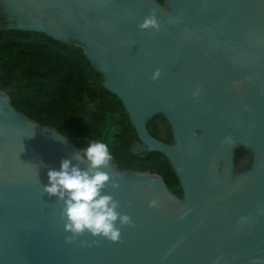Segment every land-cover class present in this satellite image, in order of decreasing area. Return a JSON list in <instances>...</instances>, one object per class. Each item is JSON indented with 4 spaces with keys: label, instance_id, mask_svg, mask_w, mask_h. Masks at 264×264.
<instances>
[{
    "label": "water",
    "instance_id": "1",
    "mask_svg": "<svg viewBox=\"0 0 264 264\" xmlns=\"http://www.w3.org/2000/svg\"><path fill=\"white\" fill-rule=\"evenodd\" d=\"M153 8L161 30H141ZM0 10V30L85 50L183 193L111 161L102 170L122 179L103 194L133 225L117 223L120 242L67 243L63 202L42 186L79 148L0 88V264H264V0H0Z\"/></svg>",
    "mask_w": 264,
    "mask_h": 264
},
{
    "label": "trees",
    "instance_id": "2",
    "mask_svg": "<svg viewBox=\"0 0 264 264\" xmlns=\"http://www.w3.org/2000/svg\"><path fill=\"white\" fill-rule=\"evenodd\" d=\"M0 88L19 110L57 127L79 149L90 139L101 140L120 168L158 173L183 196L164 156L134 149L139 141L126 109L109 96L102 77L95 76L85 50L0 30Z\"/></svg>",
    "mask_w": 264,
    "mask_h": 264
},
{
    "label": "clouds",
    "instance_id": "3",
    "mask_svg": "<svg viewBox=\"0 0 264 264\" xmlns=\"http://www.w3.org/2000/svg\"><path fill=\"white\" fill-rule=\"evenodd\" d=\"M139 27L141 30L159 32L161 23L157 9L153 8ZM161 74V70L156 69L152 79H159ZM199 94L200 89H197L193 95L196 97ZM112 160L113 156L106 143L90 139L85 147L78 149L70 158L62 159L59 170L49 169V183L42 187L49 197H57L63 202L60 217L64 221L65 231L71 233L66 238L67 243H72L74 238L85 233L120 242L122 233L117 223L124 226L133 225L131 216L118 211L120 202L112 195L103 194L108 185L113 189L120 187V172L110 175L102 170L107 168ZM73 161L76 163L73 164ZM83 163H87L86 169L81 167ZM158 206V199L149 202V207Z\"/></svg>",
    "mask_w": 264,
    "mask_h": 264
},
{
    "label": "rangeland",
    "instance_id": "4",
    "mask_svg": "<svg viewBox=\"0 0 264 264\" xmlns=\"http://www.w3.org/2000/svg\"><path fill=\"white\" fill-rule=\"evenodd\" d=\"M161 2H164V0H160ZM0 15H3L2 14V12H1V10H0ZM3 90V89H2ZM5 91V90H4ZM6 92V91H5ZM143 148V145L141 144V143H138V144H135L134 145V149L135 150H140V149H142Z\"/></svg>",
    "mask_w": 264,
    "mask_h": 264
},
{
    "label": "flooded vegetation",
    "instance_id": "5",
    "mask_svg": "<svg viewBox=\"0 0 264 264\" xmlns=\"http://www.w3.org/2000/svg\"><path fill=\"white\" fill-rule=\"evenodd\" d=\"M138 143H140V142H137L136 144H138Z\"/></svg>",
    "mask_w": 264,
    "mask_h": 264
}]
</instances>
